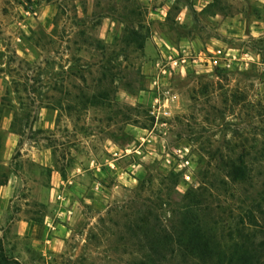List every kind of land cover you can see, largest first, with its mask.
Listing matches in <instances>:
<instances>
[{
	"label": "rangeland",
	"instance_id": "obj_1",
	"mask_svg": "<svg viewBox=\"0 0 264 264\" xmlns=\"http://www.w3.org/2000/svg\"><path fill=\"white\" fill-rule=\"evenodd\" d=\"M8 178L17 264H141L189 189L264 264V0H0Z\"/></svg>",
	"mask_w": 264,
	"mask_h": 264
},
{
	"label": "trees",
	"instance_id": "obj_2",
	"mask_svg": "<svg viewBox=\"0 0 264 264\" xmlns=\"http://www.w3.org/2000/svg\"><path fill=\"white\" fill-rule=\"evenodd\" d=\"M232 175L236 167H230ZM243 171L239 173V178ZM264 202V201H263ZM199 193L189 189L182 195L177 213L162 229L145 233L146 253L141 264H164L170 260L179 264H257L262 247L249 239L233 237L222 243L202 224L197 213ZM0 264H17L0 252Z\"/></svg>",
	"mask_w": 264,
	"mask_h": 264
},
{
	"label": "crops",
	"instance_id": "obj_3",
	"mask_svg": "<svg viewBox=\"0 0 264 264\" xmlns=\"http://www.w3.org/2000/svg\"><path fill=\"white\" fill-rule=\"evenodd\" d=\"M9 181H10V178H8V179L6 180V182H5V183H3V184H0V186H1V187H3V186H6V185H8ZM20 223H21V224H22V223H23V224L25 223V226H27V225H26V222H25L24 220H21V222H20Z\"/></svg>",
	"mask_w": 264,
	"mask_h": 264
}]
</instances>
